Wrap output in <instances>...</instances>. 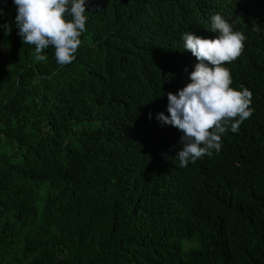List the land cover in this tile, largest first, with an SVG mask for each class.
<instances>
[{
	"label": "trees",
	"instance_id": "obj_1",
	"mask_svg": "<svg viewBox=\"0 0 264 264\" xmlns=\"http://www.w3.org/2000/svg\"><path fill=\"white\" fill-rule=\"evenodd\" d=\"M85 6L61 66L51 46L35 59L0 0V264H264V0ZM215 14L252 32L223 66L254 111L181 167L183 133L156 116L198 63L182 35L214 37Z\"/></svg>",
	"mask_w": 264,
	"mask_h": 264
},
{
	"label": "clouds",
	"instance_id": "obj_2",
	"mask_svg": "<svg viewBox=\"0 0 264 264\" xmlns=\"http://www.w3.org/2000/svg\"><path fill=\"white\" fill-rule=\"evenodd\" d=\"M13 3L17 34L22 44L34 46L37 61L47 59L40 53L49 46L54 49L58 65H68L75 60L80 37L86 31L85 0H13ZM0 27L9 34L12 25ZM209 31L215 34L210 39L189 32L182 35L184 50L198 63L189 74L190 83L176 94H166L168 116L163 113L156 116L162 126L170 125L183 133L182 147L175 157L181 167L218 153L222 135L229 129L238 132L254 111L252 93L243 85L239 90L231 87L230 70L223 66L240 57L246 37L252 32L235 31L220 14L211 17Z\"/></svg>",
	"mask_w": 264,
	"mask_h": 264
},
{
	"label": "rangeland",
	"instance_id": "obj_3",
	"mask_svg": "<svg viewBox=\"0 0 264 264\" xmlns=\"http://www.w3.org/2000/svg\"><path fill=\"white\" fill-rule=\"evenodd\" d=\"M183 246H184V248H183L182 251H183V253H185L186 248L190 247L191 245H190L189 243H187V242H184V243H183ZM193 247H196V244H194Z\"/></svg>",
	"mask_w": 264,
	"mask_h": 264
}]
</instances>
